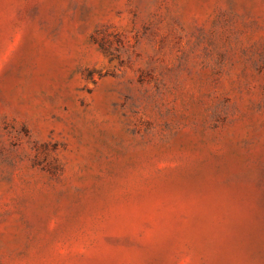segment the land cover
Here are the masks:
<instances>
[{
  "label": "rangeland",
  "instance_id": "rangeland-1",
  "mask_svg": "<svg viewBox=\"0 0 264 264\" xmlns=\"http://www.w3.org/2000/svg\"><path fill=\"white\" fill-rule=\"evenodd\" d=\"M0 264H264V0H0Z\"/></svg>",
  "mask_w": 264,
  "mask_h": 264
}]
</instances>
